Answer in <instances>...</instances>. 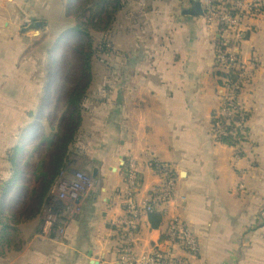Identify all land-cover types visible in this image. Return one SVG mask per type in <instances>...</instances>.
Instances as JSON below:
<instances>
[{
  "label": "crops",
  "instance_id": "obj_1",
  "mask_svg": "<svg viewBox=\"0 0 264 264\" xmlns=\"http://www.w3.org/2000/svg\"><path fill=\"white\" fill-rule=\"evenodd\" d=\"M69 1L0 0V264H117L122 237L115 228L126 217L118 196L120 165L132 157L144 175L142 199L159 190L157 163L174 168L188 200H177L171 212L198 237L199 264H264V16L244 19L250 28L241 49L252 72L243 94L250 138L236 160L234 148L212 135V116L222 104L217 30L190 14L196 0H123L109 32L122 63H111L106 80L112 90L108 137L118 164L95 172L101 192H93L82 216L69 224L62 248L54 251V241L40 236L38 207L25 200L37 199L39 189L12 178L7 158L36 101L37 68L30 60L36 40L20 30L37 16L47 24L63 16V29L75 24L66 12ZM166 223L153 229L142 216L139 247L158 241Z\"/></svg>",
  "mask_w": 264,
  "mask_h": 264
},
{
  "label": "rangeland",
  "instance_id": "obj_2",
  "mask_svg": "<svg viewBox=\"0 0 264 264\" xmlns=\"http://www.w3.org/2000/svg\"><path fill=\"white\" fill-rule=\"evenodd\" d=\"M84 2L69 1L66 12L73 15L75 24H68L64 29L63 16L57 17V22L51 20V24L37 16L43 22V29L35 37V54L30 58L37 68L36 101L29 103L27 109L32 119L25 125L15 149L7 151V158L13 163L12 178H19V182L25 178L28 184L22 186L30 191L39 189L37 199L25 197V200L38 207L39 234L54 241V251L62 248L69 224L82 216L92 193L101 192L102 182L97 179L100 175L96 176L95 172L101 167L109 170L113 162L119 161L117 155L118 158L113 156L115 147L108 137L107 103L112 90L106 80L108 67L115 60L118 62L121 55L115 53L118 43L111 41L112 32L107 35L109 47L104 45V35L95 34L93 70L91 74L85 73L82 46L87 38L76 30L79 24H86L87 15L80 10ZM245 22L244 29L248 32L250 28ZM49 25L51 29L47 28ZM77 91L84 94L83 101L73 106L69 101ZM124 161L123 187L118 193L123 207L122 196L128 187L127 158ZM137 169L143 185L144 175L138 162ZM37 178L42 180L39 182ZM44 190L48 191L45 197Z\"/></svg>",
  "mask_w": 264,
  "mask_h": 264
},
{
  "label": "built area",
  "instance_id": "obj_3",
  "mask_svg": "<svg viewBox=\"0 0 264 264\" xmlns=\"http://www.w3.org/2000/svg\"><path fill=\"white\" fill-rule=\"evenodd\" d=\"M204 19L208 26L217 30V40H221V48L216 49L217 71L237 75L236 81L224 78V96L222 101L235 100L238 92L242 102V118L247 112L243 94L250 83L252 72L241 57L242 44L246 40L247 31L244 29L245 18L264 16V0H202ZM253 65V64H252ZM222 105V104H221ZM222 107V106H221ZM219 116H226L227 109H219ZM240 128L247 127L245 120L238 122ZM213 128V126H212ZM222 121L217 123V132L213 135L218 140L226 135ZM244 149L234 148L235 159H241ZM156 164V163H155ZM128 187L122 196L124 201L125 221L122 223L123 234L118 247L117 264H199L201 261L200 242L184 219L171 212L177 207L176 201L186 203L188 198L178 187L174 168L169 164L157 163V176L160 179L158 191L153 192L149 199L139 197L142 188V178L137 169L135 158L127 159ZM154 169V167H153ZM243 189V185L239 186ZM168 206V208H167ZM155 213H162L165 228L161 231L158 241L139 247L141 241V218ZM163 227V226H161ZM158 228L159 230L161 229Z\"/></svg>",
  "mask_w": 264,
  "mask_h": 264
},
{
  "label": "trees",
  "instance_id": "obj_4",
  "mask_svg": "<svg viewBox=\"0 0 264 264\" xmlns=\"http://www.w3.org/2000/svg\"><path fill=\"white\" fill-rule=\"evenodd\" d=\"M123 0H85L84 4L81 6L80 10L85 12L87 15L86 24H79L76 28L77 33L87 38L85 44L82 46L83 48V58H84V69L86 74H91L93 70V52L95 51V46L93 43L95 34H102L106 37V41L104 45L109 47L110 42L108 38V33L112 30L116 17L118 13L123 9ZM81 13L83 14V12ZM249 33H247L246 39L248 38ZM221 48V40H216V49ZM110 50V49H109ZM217 55V54H216ZM217 69V66H215ZM216 76L220 80V84L224 86L223 79L227 78L231 81H236L238 79L237 75L226 74L221 71L215 72ZM240 95L242 92H238L235 100L227 101L224 99L222 101L221 109H227L226 116H219V111H215L212 116V135H215L217 132V123L222 121L224 124V128L226 129V135L220 136L217 142L229 146L232 148H241L244 149L245 144L249 143L250 138V129L249 127L240 128L237 124L238 122L245 120L248 122L251 120L250 111L247 112L245 118H242V102L240 101ZM84 94L80 91L74 93L70 98V104L76 106L83 101ZM244 156V153L241 154ZM13 164V163H12ZM154 170L158 173V169L155 166ZM47 190L44 191L45 193ZM149 222L153 229H158L164 224V216L162 213H155L149 215ZM115 231H120V236L123 234V227L120 226L115 228Z\"/></svg>",
  "mask_w": 264,
  "mask_h": 264
},
{
  "label": "water",
  "instance_id": "obj_5",
  "mask_svg": "<svg viewBox=\"0 0 264 264\" xmlns=\"http://www.w3.org/2000/svg\"><path fill=\"white\" fill-rule=\"evenodd\" d=\"M190 14L195 15V16H203V14H204L203 5H202V2L200 0H196L194 8L190 12ZM42 27H43V22L36 21L33 19L29 25L23 27L20 30V33L24 36L36 37V36L40 35ZM221 90L222 91L220 93V96L223 97L225 95L224 89L221 88ZM124 165H125V161L123 158H121L120 169H123ZM92 264H100V262L99 261H93Z\"/></svg>",
  "mask_w": 264,
  "mask_h": 264
}]
</instances>
